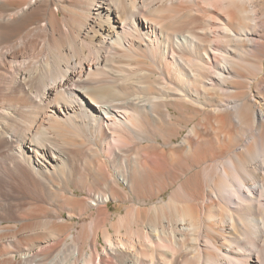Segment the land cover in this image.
<instances>
[{
    "label": "bare ground",
    "instance_id": "obj_1",
    "mask_svg": "<svg viewBox=\"0 0 264 264\" xmlns=\"http://www.w3.org/2000/svg\"><path fill=\"white\" fill-rule=\"evenodd\" d=\"M80 129L105 148L74 176L98 186L91 252L30 240L21 264H264V0H0L3 264Z\"/></svg>",
    "mask_w": 264,
    "mask_h": 264
},
{
    "label": "rangeland",
    "instance_id": "obj_2",
    "mask_svg": "<svg viewBox=\"0 0 264 264\" xmlns=\"http://www.w3.org/2000/svg\"><path fill=\"white\" fill-rule=\"evenodd\" d=\"M75 133H76L75 134L76 137L71 135L73 137L72 139L76 138L77 142L83 143V146L73 149L74 153H73L72 159H73L74 167L72 164H71L72 166L68 165V167H65V169L62 171V173L60 175H58L52 179L51 183L49 184V188L42 189L44 191L39 190L37 187L38 185L34 183L32 185L33 187L31 186L32 188L29 187V190L31 191L30 194L33 198L38 199L40 201V203L38 204V206L35 205L33 208H31V210L29 211V214L25 213V212H24L25 213L24 214L22 212L23 209H18V211H17V217L16 218L19 221H17L18 224L16 223L18 229H16V235H15L16 241L14 243L15 245H13V248H12V250L15 251V257H14L15 259L13 261L14 262L13 264H21L18 256H19V254H21V252L23 250L22 248H24V249H25V247L27 248L28 244L30 242H32L30 240H33L34 242H36L34 245L29 244L30 247L33 246L32 249L39 248V247H35L37 245L43 246V244L48 243L46 246H44L45 251L44 250H43L44 252L42 251V253H43L42 255H46L45 259L52 258V256L61 249L62 246H60V245H63L62 242L63 243L67 242L66 243L67 247L64 251V253L66 254V257H68V250L67 249H69L70 246H72V245L77 246L79 244L77 247V248H79V250L81 249V251L87 252V254H89L91 252V250L89 249L90 242H89V237H88L89 235L88 234L92 233V232H90L91 229L93 230L92 234H94L95 230L92 227H94L93 225L95 223V220L99 216L101 206H99V205L97 207L88 206V209L86 210L84 205H85L86 200L87 201L90 200L92 194H94V193L96 194V192L98 191L97 190L98 186H96V184L93 185V179L90 178L87 181L88 183L86 182V184H88L90 187L88 185H86L85 183L83 184L85 186L86 190H88V191H86L83 189V187H82L83 185L82 186L80 185L82 181L77 183V181H76L77 179L75 177L78 176L77 166L80 168L79 172L82 173L83 169H84V164L85 165L91 164V162L93 161L91 158V151H90L92 148H93L92 150H95L94 148L97 146L96 147L97 150H95V151H97V152L99 151V153H101V154H102V152H100V150H103L105 148L102 149L101 145H100L101 146V148H100L99 143H93L91 136L88 135V133L85 129H80ZM70 137L68 136V139H71ZM49 141L56 142V140H54L52 138ZM69 168L74 169L73 176L71 174L72 169L69 171ZM75 170H76L77 174H75ZM11 177H13L14 179L9 178V180H8L9 182L8 181L5 182L6 180L3 181V179H2L1 180L2 185L4 186V184H5L6 185V186H4V187H6L5 189H8V187H10L9 184L10 185L12 184L13 186L11 185V187L9 189H10V191L13 190L15 192L14 193L12 191V193L14 195H16L17 200H19L18 199L19 194L21 193L22 190L23 191L25 190V187L28 188V186L25 185L26 182L22 176L12 175ZM17 177H19V178H17ZM77 178H79V177H77ZM78 181H79V179H78ZM22 184H23V189H22ZM67 188L72 191V193H73L72 197H70L67 194V191H65V189L67 190ZM37 190L40 192L39 194H38ZM41 191L43 192V196L40 195V194H42ZM125 206H128V204L120 202V201H117V202L110 201L106 207V209L108 211L104 213V218H105L104 224L108 225L109 222L115 221L117 219V216L123 215L124 210H125ZM97 214H98V216H97ZM110 215H111V218H110ZM24 216H25V219H24ZM55 218H57V219H55ZM24 220H25V222H24ZM21 221L24 223L28 222L27 224H29V226L25 229H22L21 227H23V226H22ZM5 224H7V223H4V225ZM90 225H91V228L89 229L88 227H90ZM60 227H65V228L69 227L68 230H70V229H72V230H70V231L67 230L66 234H62V235L60 234V236L58 234V236L60 238L59 239L60 241L58 243L56 241L49 240V238L48 239L44 238L46 236L48 237V235H51V234L53 235V233L55 235V232H56L55 230L60 228ZM83 227L88 228V229H84ZM87 231H89V232H87ZM81 233H83L82 240L85 237L84 233H86V237L84 239L85 241L84 240L83 241L79 240L77 242L75 240L72 241V239H76V238L80 237ZM67 234H69L73 238L68 239ZM39 240H42V241H39ZM43 241H45V242H43ZM34 242H32V243H34ZM7 244L8 243L6 241L0 242V264H3V259H4L3 254H5L9 250V248H8L9 246ZM103 245H105V241H104V239H100V245H98L99 255H101V253L103 251V248H104ZM101 249H102V251H101ZM16 251H17V254H16ZM18 251H19V254H18ZM92 254H93L94 260L96 261L97 257L94 256L96 253H94V251H92ZM78 259H81V257H79ZM47 262L48 261L45 260V263H47Z\"/></svg>",
    "mask_w": 264,
    "mask_h": 264
}]
</instances>
